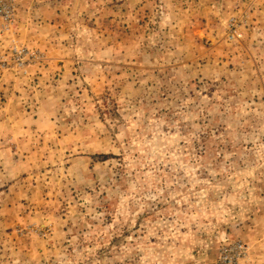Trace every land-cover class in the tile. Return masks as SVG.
<instances>
[{"label":"rangeland","instance_id":"374dc122","mask_svg":"<svg viewBox=\"0 0 264 264\" xmlns=\"http://www.w3.org/2000/svg\"><path fill=\"white\" fill-rule=\"evenodd\" d=\"M0 264H264V0H0Z\"/></svg>","mask_w":264,"mask_h":264}]
</instances>
